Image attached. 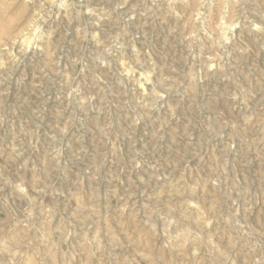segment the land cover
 <instances>
[{
	"label": "rangeland",
	"instance_id": "obj_1",
	"mask_svg": "<svg viewBox=\"0 0 264 264\" xmlns=\"http://www.w3.org/2000/svg\"><path fill=\"white\" fill-rule=\"evenodd\" d=\"M0 47V264H264V0H0Z\"/></svg>",
	"mask_w": 264,
	"mask_h": 264
},
{
	"label": "bare ground",
	"instance_id": "obj_2",
	"mask_svg": "<svg viewBox=\"0 0 264 264\" xmlns=\"http://www.w3.org/2000/svg\"><path fill=\"white\" fill-rule=\"evenodd\" d=\"M49 1V0H48ZM59 4H57V6H58ZM15 6V5H14ZM198 9V8H197ZM87 12V11H86ZM196 13V12H195ZM32 20H34V19H32ZM19 21V20H18ZM35 21V20H34ZM27 23V22H26ZM32 23V22H31ZM34 23V22H33ZM36 24L34 23V26H35ZM40 26V25H39ZM25 27V26H24ZM37 29H38V27H37ZM37 29L35 30V32L37 31ZM15 30V29H14ZM22 30V29H21ZM28 32V31H27ZM31 34V33H30ZM42 34V33H41ZM15 36V35H14ZM19 36H21V35H19ZM18 36V37H19ZM30 36V35H29ZM33 36V35H32ZM31 37V36H30ZM9 38V37H8ZM23 39V38H22ZM31 39V38H30ZM36 39V38H35ZM34 39V40H35ZM15 40H17V38L15 39ZM26 40V39H25ZM13 42V41H12ZM31 42V41H30ZM29 42V43H30ZM28 43V42H27ZM1 48V47H0ZM28 50V49H27ZM163 96V95H162ZM192 205V204H191ZM185 208V207H184ZM185 211V210H184ZM207 224V223H206ZM60 255V254H59ZM66 258V257H65Z\"/></svg>",
	"mask_w": 264,
	"mask_h": 264
}]
</instances>
